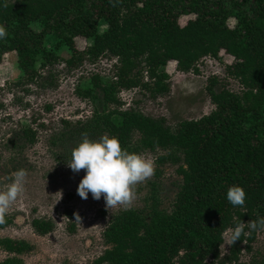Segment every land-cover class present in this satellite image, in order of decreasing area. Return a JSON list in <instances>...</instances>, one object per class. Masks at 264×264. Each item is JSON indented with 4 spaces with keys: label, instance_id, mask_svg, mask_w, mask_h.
Wrapping results in <instances>:
<instances>
[{
    "label": "trees",
    "instance_id": "obj_1",
    "mask_svg": "<svg viewBox=\"0 0 264 264\" xmlns=\"http://www.w3.org/2000/svg\"><path fill=\"white\" fill-rule=\"evenodd\" d=\"M181 17H187L183 26ZM100 21L107 24L101 33ZM76 39L88 45L80 50ZM61 47L69 52L63 59L68 69L102 57L115 61L111 78L93 75L83 91L88 97L98 91L110 108L95 114L88 130L106 135L114 160L138 135L142 149L160 151L157 163L177 166L181 177L170 209L147 223L131 209L109 216L98 264H246L240 255L264 228V0H0V60L15 53L19 84L36 82L41 70L62 61ZM220 52L231 60L226 74L238 89L216 91L218 79L211 77L207 94L214 109L198 119L170 127L164 118L125 108L118 96L133 88L152 97L166 94L168 75L161 69L168 63L198 74V63ZM23 131L29 136L33 130ZM75 216L63 211L69 233ZM12 223L0 211V229ZM29 224L38 236L55 229L51 218L34 217ZM27 248L23 240L0 239L8 256Z\"/></svg>",
    "mask_w": 264,
    "mask_h": 264
},
{
    "label": "rangeland",
    "instance_id": "obj_2",
    "mask_svg": "<svg viewBox=\"0 0 264 264\" xmlns=\"http://www.w3.org/2000/svg\"><path fill=\"white\" fill-rule=\"evenodd\" d=\"M186 20L181 17L179 24L183 26ZM98 26L99 33L107 28L104 21ZM33 28L39 30L37 25ZM75 41L80 50L88 45L84 39ZM57 55L62 61L41 70L39 79L27 84L18 83L15 53L0 60V211L13 219L10 226L0 229V239L23 240L28 245L15 256L0 250V261L10 258L11 264H98L107 248L102 233L112 213L131 209L147 223L155 213L170 209L181 183L178 167L157 163L161 152L142 149L138 135L129 152L115 161L107 149L106 135L88 130L95 114L110 108L98 91L94 97L83 91L93 75L111 78L115 61L102 57L72 70L63 62L69 57L66 47ZM230 62L220 52L217 59L201 60L198 74L177 72L170 62L161 69L168 75L166 94L152 97L133 88L121 90L118 96L125 108L164 118L173 127L214 109L207 94L211 77L218 79L216 91L224 87L237 91V82L226 74ZM143 79L147 81L145 73ZM62 120L80 124L65 128ZM23 127H30L32 135L26 136ZM65 209L75 212L73 233L66 230ZM34 217L53 219V232L36 235L29 224ZM224 237L222 255L229 234ZM263 259L264 228L257 232L250 251L240 255L246 264H260Z\"/></svg>",
    "mask_w": 264,
    "mask_h": 264
}]
</instances>
